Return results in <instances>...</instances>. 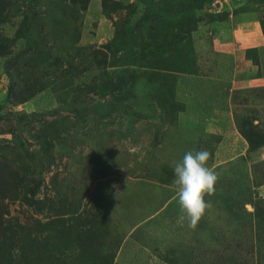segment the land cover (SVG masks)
<instances>
[{"label":"rangeland","instance_id":"374dc122","mask_svg":"<svg viewBox=\"0 0 264 264\" xmlns=\"http://www.w3.org/2000/svg\"><path fill=\"white\" fill-rule=\"evenodd\" d=\"M259 84L264 0H0V264H264Z\"/></svg>","mask_w":264,"mask_h":264},{"label":"clouds","instance_id":"9594fccd","mask_svg":"<svg viewBox=\"0 0 264 264\" xmlns=\"http://www.w3.org/2000/svg\"><path fill=\"white\" fill-rule=\"evenodd\" d=\"M210 153L207 150L189 151L173 167V186L177 203L188 227L195 230L210 203L205 194L211 195L218 180V173L207 166Z\"/></svg>","mask_w":264,"mask_h":264},{"label":"crops","instance_id":"0c3cea01","mask_svg":"<svg viewBox=\"0 0 264 264\" xmlns=\"http://www.w3.org/2000/svg\"><path fill=\"white\" fill-rule=\"evenodd\" d=\"M256 80H258V81H259V80H261V78H258V79H256ZM259 85H261V86H264V84H259Z\"/></svg>","mask_w":264,"mask_h":264}]
</instances>
